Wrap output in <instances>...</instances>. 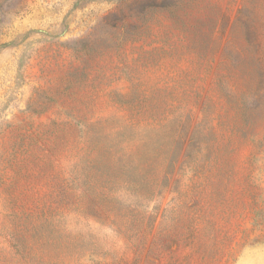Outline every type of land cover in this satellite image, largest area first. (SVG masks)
Returning a JSON list of instances; mask_svg holds the SVG:
<instances>
[{
  "label": "rangeland",
  "instance_id": "1",
  "mask_svg": "<svg viewBox=\"0 0 264 264\" xmlns=\"http://www.w3.org/2000/svg\"><path fill=\"white\" fill-rule=\"evenodd\" d=\"M0 264H264V0H0Z\"/></svg>",
  "mask_w": 264,
  "mask_h": 264
}]
</instances>
